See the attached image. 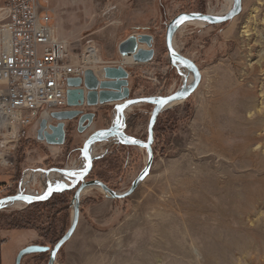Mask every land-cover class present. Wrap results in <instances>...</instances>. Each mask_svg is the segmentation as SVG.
Instances as JSON below:
<instances>
[{"label":"rangeland","instance_id":"1","mask_svg":"<svg viewBox=\"0 0 264 264\" xmlns=\"http://www.w3.org/2000/svg\"><path fill=\"white\" fill-rule=\"evenodd\" d=\"M126 3L50 5L58 35L75 55L91 39L104 63L131 67L132 96H164L183 87L185 78L168 58V22L182 12L213 15L229 0H163L162 15L150 22L138 19L135 0ZM241 4L225 23L186 24L176 32V50L201 71L198 88L158 117L152 166L130 196L112 199L93 189L81 197L77 228L54 264H264V0ZM138 33L154 37V58L123 64L118 45ZM151 110V104L135 106L125 114L123 131L145 141ZM114 120L112 112L109 126ZM76 131L69 122L57 152L43 147L33 130L10 144L13 165L0 163V198L18 191L26 170L64 168L82 156L89 133ZM97 145L103 154L86 180L127 190L145 167L147 150L113 139ZM72 195L38 207H1L0 264H15L18 251L30 244L53 247L70 226ZM48 256L30 254L21 264H47Z\"/></svg>","mask_w":264,"mask_h":264},{"label":"water","instance_id":"2","mask_svg":"<svg viewBox=\"0 0 264 264\" xmlns=\"http://www.w3.org/2000/svg\"><path fill=\"white\" fill-rule=\"evenodd\" d=\"M242 10L241 0H235L233 8L222 16H212L209 13H186L182 12L171 19L166 25L165 47L168 58L172 64L179 62L187 67L193 74V80L188 88L181 87L176 91L164 96H132L129 84V72L124 65H105L101 72V80L92 68L84 71L83 77L67 78L66 103L64 110L52 111L47 117H43L35 130V139L50 146H61L67 137V124L73 122L79 134L92 129L96 122L94 107L109 103H118L115 107V117L118 113L123 115V126L119 129L117 123L109 127L94 129L88 134L82 143L81 153L88 162L83 176L71 185L52 186L44 196H32L16 192L0 198V202L25 200L26 206L48 200L54 193L62 191H73L71 204L73 214L68 230L50 247L48 245L30 244L21 248L15 258V264H21L23 258L30 254L48 253L47 264H54L57 253L64 243L74 234L80 215L81 195L88 187H99L108 197L112 199H124L130 196L148 174L153 163V143L155 139V124L160 114L165 111L169 103L185 101L198 88L201 82V71L197 64L187 56L181 54L173 47L177 26L187 21H203L207 24H222L236 17ZM118 52L121 58L130 56L135 63L145 64L151 62L155 55L154 37L147 33L131 34L119 43ZM163 102V103H162ZM135 104H151L147 125V137L145 141L135 140L128 136L123 130L125 127L124 110L126 107ZM119 138H122L120 140ZM118 140L127 146H139L147 150L148 158L143 170L133 180L130 187L122 192L111 189L106 183L99 179L86 177L93 168V158L89 152L91 145L105 143L106 141ZM63 173L64 168H53Z\"/></svg>","mask_w":264,"mask_h":264},{"label":"built area","instance_id":"3","mask_svg":"<svg viewBox=\"0 0 264 264\" xmlns=\"http://www.w3.org/2000/svg\"><path fill=\"white\" fill-rule=\"evenodd\" d=\"M50 2L0 0L1 164L13 165L7 155L10 144L26 130L35 132L43 117L67 108V78L83 77L94 65H108L91 39L82 53L70 50L58 35Z\"/></svg>","mask_w":264,"mask_h":264},{"label":"bare ground","instance_id":"4","mask_svg":"<svg viewBox=\"0 0 264 264\" xmlns=\"http://www.w3.org/2000/svg\"><path fill=\"white\" fill-rule=\"evenodd\" d=\"M234 2H235V0H229V4L226 6V8L219 11L218 13L213 14L212 16H222V15L226 14L228 11H230L233 8ZM186 24H196V25L201 26L202 24H204V22L203 21H187V22L183 23L182 25L177 26L176 32L179 31ZM173 47L176 50L174 43H173ZM90 59L92 62L96 61L95 60L96 58H94V56H92ZM124 61L127 64H138V63H135L130 56L123 57V63L125 64ZM175 65L184 71L185 78H184V86L183 87L188 88L192 83L193 74L191 73V71L187 67H185V65H183L179 62H175ZM102 68H103V66H100L99 68L95 65L92 66V69L95 71V73L99 77L101 76L100 69H102ZM181 102L182 101H176L173 103H169L167 105V108L174 107L175 105H178ZM137 105H141V104H135V105H130V106L126 107V109L124 110V116L126 113L132 111L133 108ZM114 121H115V123H117V126L120 129L123 126V115H122V113H118L117 116L115 117ZM119 139L122 140V138H119ZM89 152H90L91 156L96 159V158L102 156L103 149L100 147V145H97V144L91 145L89 147ZM87 165H88V162L85 159V157L82 155V156L78 157V159L73 160L69 165H66L64 167L63 173L57 172L55 170H49V171H45V172H34L31 170H26L24 172L22 181L20 183L19 193L20 194H28V195H32V196H44L48 193L49 189L52 186L71 185L73 182H75V180H77L83 176V173H84ZM37 178L39 179V182H36ZM36 185L39 186L38 191L36 189L32 188L33 186H36ZM21 189H22V192H20ZM93 189L101 190L99 187H94V186L88 187L87 189H85L83 191L81 197L85 196L86 194H88ZM26 202L27 201H25V200H13V201L0 202V208L1 207H9V206L21 207V206H25Z\"/></svg>","mask_w":264,"mask_h":264},{"label":"crops","instance_id":"5","mask_svg":"<svg viewBox=\"0 0 264 264\" xmlns=\"http://www.w3.org/2000/svg\"><path fill=\"white\" fill-rule=\"evenodd\" d=\"M128 0H115L118 7H124ZM135 9L134 12L139 15L138 19L140 21L150 22L153 19H155L158 16H161L163 13V0H135ZM140 27L143 25H139ZM145 26V25H144ZM120 60V57L117 59ZM125 62V61H124ZM126 63V62H125ZM124 64V63H123ZM125 68L129 72V84L130 86H133L135 84V76L131 72V67L125 66ZM98 79L101 80V78L97 75ZM118 103H109L102 106L94 107L92 110L96 113V124L98 125L97 128H105L109 126V120H110V114L112 115V112H115V107ZM69 123V122H68ZM95 129V128H94ZM90 129V131H87L89 134L94 130ZM67 132H68V124H67ZM77 133V131H76ZM78 134V133H77ZM80 135V134H78ZM41 145L45 147L46 149L50 151L57 152L59 146H50L43 142H41Z\"/></svg>","mask_w":264,"mask_h":264},{"label":"trees","instance_id":"6","mask_svg":"<svg viewBox=\"0 0 264 264\" xmlns=\"http://www.w3.org/2000/svg\"><path fill=\"white\" fill-rule=\"evenodd\" d=\"M159 122V118L155 124V131L157 129V123ZM70 191H62V192H57V193H54L48 200L46 201H41V202H34V203H31L29 204L27 207H38V206H41V205H46L48 204L49 202H51L52 200H54V198L56 196H60V195H63V194H66V193H69Z\"/></svg>","mask_w":264,"mask_h":264},{"label":"snow or ice","instance_id":"7","mask_svg":"<svg viewBox=\"0 0 264 264\" xmlns=\"http://www.w3.org/2000/svg\"><path fill=\"white\" fill-rule=\"evenodd\" d=\"M163 103V102H162Z\"/></svg>","mask_w":264,"mask_h":264}]
</instances>
